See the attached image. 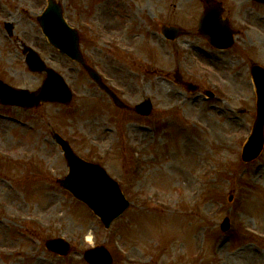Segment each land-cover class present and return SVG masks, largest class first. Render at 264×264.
I'll return each instance as SVG.
<instances>
[{"label":"rangeland","instance_id":"obj_1","mask_svg":"<svg viewBox=\"0 0 264 264\" xmlns=\"http://www.w3.org/2000/svg\"><path fill=\"white\" fill-rule=\"evenodd\" d=\"M60 1L72 25L85 11L88 22L97 14L96 25L107 28L109 13L118 12L128 16L129 34L139 32L134 55L141 61H117L121 57L109 49L107 30L96 49L103 60L98 70L133 108L118 109L82 75L68 78L74 91L68 106L24 111L0 105V264H88L84 253L95 245H105L114 264H264V240L245 233L264 235V149L252 162L242 160L256 117L251 64L264 67V6L221 0L241 30L234 49H204L193 35L180 40L195 50L192 60L184 46L174 58L173 46L151 28L192 23L197 32L202 0ZM29 2L38 13L47 4L0 0V73L17 87L36 90L43 76L23 65L21 47L5 24L14 19L26 44L35 42L45 56L64 59L36 39L43 34L35 16H28ZM180 67L201 86L199 93L176 84ZM205 89L217 97L207 99ZM147 98L154 112L143 118L133 109ZM53 131L120 183L131 205L110 229L58 184L68 166ZM226 217L232 222L228 233L221 230ZM53 238L68 241L71 254L50 253L45 241Z\"/></svg>","mask_w":264,"mask_h":264},{"label":"water","instance_id":"obj_2","mask_svg":"<svg viewBox=\"0 0 264 264\" xmlns=\"http://www.w3.org/2000/svg\"><path fill=\"white\" fill-rule=\"evenodd\" d=\"M264 2V0H258ZM52 13V14H51ZM220 11L218 8L206 10L201 21V29L205 30L210 36L212 42L216 46H228V38H231L232 33L228 31L227 25H223L220 20ZM59 11L56 5L51 2L50 8L43 18V27L46 34L54 44H56L63 52L69 54L73 58L78 56V51L75 50V36L69 32L71 29L65 27V35L56 36L52 28L53 19ZM59 23L61 24L60 14L58 15ZM65 24V23H63ZM62 26V25H61ZM78 50V49H77ZM34 68V67H33ZM91 77L101 86L108 88L101 81L98 74L89 70ZM252 76L257 89L258 96V117L254 126L253 134L245 148L244 158L252 160L260 153L264 144V68L259 65L252 67ZM49 83L38 92L17 91L3 83H0V101L4 104L21 105L24 107L38 106L41 102H61L68 104L71 102L73 94L67 86L63 78L50 74ZM191 90L195 87L189 85ZM110 94V90H108ZM115 103L120 107H125L115 95H113ZM152 103L150 100L137 106L138 113L148 116L152 112ZM55 139L61 145L65 152V156L70 166V174L63 180L61 184L72 192L75 197L86 203L94 213L99 216L105 223V226L110 227L111 223L119 217L130 205L125 198L117 182L108 176L107 172L99 165L91 164L83 161L76 156L70 144L59 135H55ZM228 228V221L224 224V229ZM49 249L66 255L70 251V246L63 239L51 240L47 243ZM85 258L91 264H112L113 258L104 247H98L88 251Z\"/></svg>","mask_w":264,"mask_h":264},{"label":"flooded vegetation","instance_id":"obj_3","mask_svg":"<svg viewBox=\"0 0 264 264\" xmlns=\"http://www.w3.org/2000/svg\"><path fill=\"white\" fill-rule=\"evenodd\" d=\"M28 6H31V9L28 12V16L30 19L33 18V16H35V19L37 21L38 19V12L36 11V8L32 5V2L28 3ZM46 5H44L43 10L45 9ZM79 10L78 7H75V15L77 13V11ZM109 26L107 28H105L104 26V30H107L106 32V38L108 39L107 45L109 46V49L111 50L112 53H114L113 55L116 56L117 53H119L120 51L117 50V47H120L122 50L126 49H132V50H136L135 48H137L136 45V40L137 38H139V32L137 33H128L127 30L129 28V19L128 16L122 15L121 13L118 12H110L109 13ZM12 22L14 24V33L16 34L17 31L19 30V28H17L18 23L15 22L14 19H12ZM86 23H88L87 21H85ZM91 22L96 23L93 19H91ZM36 24V22H35ZM137 23H131V28L132 26ZM77 27V32H78V38H79V42H80V51H81V56L80 60H76L74 61L73 59L69 58L68 56L62 54L61 52H59L58 50H56L55 48H53L50 43L48 42V39L43 35H39L38 33L35 34L36 35V39L39 41H41L42 43H45V45H49L52 49H54L55 51H58L61 58L64 60H59V59H55V58H50L48 56H45L43 53V48L41 46H36L35 42L33 43H29V45H31V47H33L41 56V58L47 63L48 67L56 70L57 72H61V71H67L64 72V74L70 78L71 76L73 77V79H75L74 75L77 76V80L81 79L79 78L81 75L88 77V73L85 69V66H89V65H97V60H102L101 56H98L96 49L97 47H99L98 44H101V40H98L97 38H94V33L93 32H88L85 28H82L81 26H78V23L76 25ZM132 29H135L132 28ZM154 32H157V29L155 27L151 28ZM137 31V30H136ZM25 31H20L19 34L17 35V37H15L14 41L16 42V44H25L26 42L21 38V36L24 34ZM42 32V31H41ZM43 34V33H42ZM13 38V37H12ZM172 44L175 45L176 49H177V53L180 50V45L174 41ZM185 44V43H184ZM24 55V54H22ZM128 56V55H127ZM23 59L25 61V57L23 56ZM117 61H122L123 63H125L127 60L123 59V58H117ZM41 76H43L45 78L46 73L41 74ZM75 79V80H76Z\"/></svg>","mask_w":264,"mask_h":264}]
</instances>
